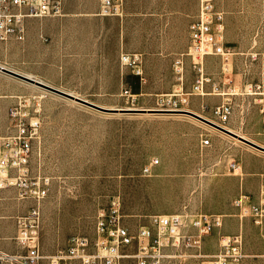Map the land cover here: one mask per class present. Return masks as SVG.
I'll return each mask as SVG.
<instances>
[{"label": "rangeland", "instance_id": "rangeland-1", "mask_svg": "<svg viewBox=\"0 0 264 264\" xmlns=\"http://www.w3.org/2000/svg\"><path fill=\"white\" fill-rule=\"evenodd\" d=\"M62 1L63 8L81 7L92 18L101 21L103 31L107 33L106 44L111 58L116 49L119 58L122 52L141 53L145 73L149 72L155 87L168 89L171 83L174 85L173 91H166L163 95H142L140 79L126 70L129 74L118 82L116 93L77 97L106 109L160 110L159 100L169 99L170 92L179 93L182 89L184 92L191 91L196 74L191 60L186 58L184 83L179 85L173 71V56L168 55L176 51L184 53L188 48L189 38L187 32L181 31L180 23L177 26L179 31L168 33L157 17H146L144 21H129L131 31L127 33L120 31V26L125 25V16H98L99 0ZM149 2L157 3L158 0ZM215 5L219 11L241 15V22L233 24L235 35L252 33L264 22V16H259L258 12L264 8V0H215ZM238 8H245L247 12L240 13ZM199 9L200 0L198 12ZM194 20L195 17H192V22ZM171 35L173 41L169 39ZM236 50L246 52L249 49ZM239 58L235 55L226 63L220 56H208L204 60L205 73L224 91L228 86L225 78L228 73L233 75L237 84L246 80ZM8 68L17 70L10 66ZM253 77L254 74H251L247 80L257 81ZM110 82L113 84V81ZM1 83L18 87L19 95L44 96L41 139L35 145L32 160L35 172L42 171L52 179L42 209L40 241L44 255H52L66 247L72 236L92 237L98 212L108 207L113 197L119 196L123 224L135 235L141 227L150 225L154 215L183 214L187 225L199 213L222 215L224 225L221 229L204 236L198 246H182L180 258H168L164 263L206 264L216 253L220 237L232 235L228 231L233 226L226 221L236 219L234 199L242 192L255 201L258 199L259 187L264 180V152L194 117L97 110L0 72ZM125 89L137 95L134 107L122 95ZM61 90L75 93L71 89ZM196 98L197 108L194 107ZM203 98L191 96L190 104L185 108L196 111L208 120L219 122L213 109L223 102V97ZM207 98H212L214 103L208 102ZM7 100L10 101L9 98ZM241 104L240 101L234 103V114L224 126L264 147L257 105L248 101L245 113L241 114ZM9 105L10 102L0 100V136L11 131ZM205 139L210 140V145L203 144ZM152 159H158L159 164L147 175L144 167ZM229 161H236L241 169L233 173L227 166ZM247 178L256 180L252 191L246 186ZM31 205V201L16 200L14 189L0 190L1 249L9 253L17 252L15 218L27 214ZM237 228L238 232L242 230L244 234L245 258L248 250L264 246V230L261 227L247 220L242 228L236 224ZM183 232L187 235L196 234L190 227ZM11 244L15 249L8 248L7 245ZM174 252L171 249L168 254L173 255ZM127 253L134 255L136 244ZM122 264L136 262L131 257L124 259Z\"/></svg>", "mask_w": 264, "mask_h": 264}, {"label": "built area", "instance_id": "built-area-1", "mask_svg": "<svg viewBox=\"0 0 264 264\" xmlns=\"http://www.w3.org/2000/svg\"><path fill=\"white\" fill-rule=\"evenodd\" d=\"M124 0H99L100 17H122ZM64 15L62 0H0V42L10 39H26L27 19L58 18ZM187 50L176 57L173 71L179 85L185 79V61L189 58L195 69V78L189 93L169 94V99H160V110L186 111L191 96L204 97L208 94L223 97V102L214 107L213 113L225 128L234 114V98L249 99L259 109L264 135V70L257 81L234 83L226 75L227 85L223 91L213 78L205 73L204 60L208 56H220L228 63L237 53L226 45L224 13L217 10L215 0H200V9L191 23ZM252 62L259 59L258 53L250 55ZM121 65L131 70L134 76L146 83L143 56L140 53L123 52ZM264 69V68H263ZM211 85L210 92L207 90ZM122 95L134 107L137 95L125 89ZM43 95H20L8 110L11 131L0 136V190L14 189L16 200L31 201L25 215L15 218L16 235L14 240L18 251L9 253L0 248V264H122L126 258H134L136 264H164L168 258H180L182 246H198L204 236L224 225V217L217 214L199 213L187 225L186 216L154 215L150 225L143 226L135 235L123 224L122 203L119 196L113 197L110 205L101 209L95 221L92 237L75 235L69 238L66 247L52 255H44L41 249V228L43 203L48 198L52 179L35 172L32 160L35 145L40 143L43 124ZM188 111V110H187ZM204 145H210L205 139ZM158 159H152L144 167L150 175ZM233 173L241 169L236 161L227 164ZM237 218L241 223L250 220L255 226L264 223V181L260 185L258 199L242 192L233 201ZM190 227L196 231L187 235L183 231ZM136 244V253H127ZM173 249V255L168 251ZM245 259L244 234L239 231L232 235H222L216 253L206 264H241Z\"/></svg>", "mask_w": 264, "mask_h": 264}, {"label": "crops", "instance_id": "crops-1", "mask_svg": "<svg viewBox=\"0 0 264 264\" xmlns=\"http://www.w3.org/2000/svg\"><path fill=\"white\" fill-rule=\"evenodd\" d=\"M149 1L124 0L123 16H125L126 22L125 25L120 26V31H126L127 33L131 31L129 21H144L146 17H157L162 22L165 32L175 33L179 31L177 26L180 23L181 31L187 32L190 39L189 26L192 17L196 19L198 15V0H167V3L162 2L165 0H158L157 3L151 4ZM187 1H189V5ZM245 11L247 12V9L238 8L240 13ZM63 12L64 15L60 18L27 19L25 21L27 32L24 41L10 39L6 42H0V62L6 65L7 68L10 66L19 71L27 72L33 78L57 89L75 90V93L71 94L76 96L116 93L118 82L123 79L124 75L127 76L131 70L121 65L117 49L114 57H110L106 44L107 33L103 31L101 21L92 18L91 14L81 7H64ZM258 12H260L259 16H264V8ZM223 13L226 45L237 53L236 56H240V67L243 69V74L246 75V80L241 83L249 81L247 79L250 78H247V76H251V74H254L253 78L259 80L260 74L264 70V22L252 33H246L245 36L242 33L235 35L233 24L241 22V15L239 13L233 15L231 11ZM234 16H238V18L235 19ZM169 39L173 41L174 37L171 35ZM187 42L188 40L185 43ZM236 49L249 50L242 52ZM252 53L259 54L257 62L251 61L250 55ZM180 54L176 51L168 55L173 56L174 61ZM227 75L234 82L233 75L231 73ZM145 77L146 83L141 84L140 87L142 95L159 96L174 89L172 83L169 88L167 87L168 89L160 86L155 87L148 71L145 73ZM110 81H113V84ZM207 90L210 92L211 85H208ZM19 92L18 87L16 88L14 85L0 84V100L10 102L9 106L13 104L17 96H20ZM207 96L212 97L215 95L208 94ZM8 98L10 101L7 100ZM233 100L234 103L238 101L242 103L241 114L245 113V105L250 100L242 97H235ZM197 101L198 98L194 101V107L196 108L198 107ZM207 101L214 103L212 98H207ZM193 112L198 114L196 111ZM255 183V179H246V186L251 191L254 190ZM235 217L236 219L226 221V223L228 222L229 225L233 226V229L229 230L228 233L238 232L236 224L242 228L245 222L241 223L236 215ZM261 229L264 230V223ZM14 230L16 232V229ZM7 246L11 250L15 249L12 244ZM246 255L247 257L241 264H264V246L248 250Z\"/></svg>", "mask_w": 264, "mask_h": 264}, {"label": "water", "instance_id": "water-1", "mask_svg": "<svg viewBox=\"0 0 264 264\" xmlns=\"http://www.w3.org/2000/svg\"><path fill=\"white\" fill-rule=\"evenodd\" d=\"M0 72L3 73V74H6V75H9V76H12L14 78H17L21 81H24L28 84H31V85H34L38 88H41L45 91H48V92H51V93H54V94H57L59 96H62V97H65L67 99H70L72 101H75L77 103H80L82 105H85V106H88V107H91V108H94V109H97V110H102V111H111V112H115V113H121V114H145V113H151V114H169V115H187V116H191V117H194L206 124H208L209 126L227 134V135H230L246 144H248L249 146L255 148V149H258L260 151H263L264 152V147L244 138V137H241L239 135H237L236 133L220 126V125H217L216 123L212 122L211 120H208L194 112H191V111H170V110H157V109H106V108H103L101 106H98L94 103H91L85 99H82L80 97H77L71 93H68V92H65L61 89H57L55 87H52L40 80H37L33 77H29L25 74H22L20 72H17V71H14L10 68H7L3 65H0Z\"/></svg>", "mask_w": 264, "mask_h": 264}, {"label": "bare ground", "instance_id": "bare-ground-1", "mask_svg": "<svg viewBox=\"0 0 264 264\" xmlns=\"http://www.w3.org/2000/svg\"><path fill=\"white\" fill-rule=\"evenodd\" d=\"M25 75H27V76H29V77H33L32 75H30V74H25ZM30 85V84H29ZM32 86V85H31ZM34 86V85H33ZM36 87V86H35ZM226 128V127H225ZM226 129H228V130H230V131H232L231 129H229V128H226ZM232 132H234V131H232ZM235 133V132H234ZM237 135H239V136H241V137H244V136H242V135H240V134H238V133H236ZM244 138H246V137H244ZM246 139H248V138H246ZM249 140V139H248Z\"/></svg>", "mask_w": 264, "mask_h": 264}]
</instances>
